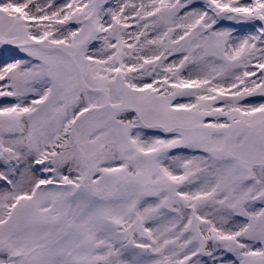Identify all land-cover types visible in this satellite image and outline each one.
Here are the masks:
<instances>
[{
  "label": "snow or ice",
  "instance_id": "1",
  "mask_svg": "<svg viewBox=\"0 0 264 264\" xmlns=\"http://www.w3.org/2000/svg\"><path fill=\"white\" fill-rule=\"evenodd\" d=\"M0 264H264V0H0Z\"/></svg>",
  "mask_w": 264,
  "mask_h": 264
}]
</instances>
